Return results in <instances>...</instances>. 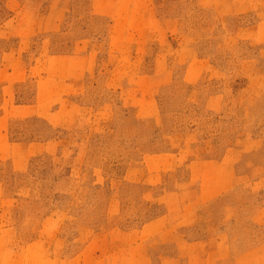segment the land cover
Segmentation results:
<instances>
[{
  "label": "rangeland",
  "instance_id": "rangeland-1",
  "mask_svg": "<svg viewBox=\"0 0 264 264\" xmlns=\"http://www.w3.org/2000/svg\"><path fill=\"white\" fill-rule=\"evenodd\" d=\"M0 264H264V0H0Z\"/></svg>",
  "mask_w": 264,
  "mask_h": 264
}]
</instances>
